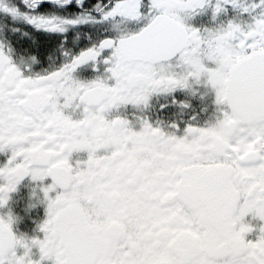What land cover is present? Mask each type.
<instances>
[{
    "label": "snow or ice",
    "instance_id": "1",
    "mask_svg": "<svg viewBox=\"0 0 264 264\" xmlns=\"http://www.w3.org/2000/svg\"><path fill=\"white\" fill-rule=\"evenodd\" d=\"M26 177L0 264H264V0H0V208Z\"/></svg>",
    "mask_w": 264,
    "mask_h": 264
},
{
    "label": "flooded vegetation",
    "instance_id": "2",
    "mask_svg": "<svg viewBox=\"0 0 264 264\" xmlns=\"http://www.w3.org/2000/svg\"><path fill=\"white\" fill-rule=\"evenodd\" d=\"M95 0H93V3ZM106 2V0H105ZM235 15L231 10L228 13V17H221L220 20H226L227 18H231ZM247 19V17H244ZM220 20H212L211 12H203L193 16L190 20L186 21L188 24L198 27H215L218 25ZM22 29V31H27L30 35L24 36L22 32H17L11 35L12 45L15 48L19 47V44H30L32 38L34 37L36 40L43 39V36L46 34H42L40 32L35 31L31 26L26 24L18 25ZM101 27H107V25H97L95 27L91 25H82L76 31L70 32L69 39L74 37L77 32H80L81 35V43H87L88 41L83 36V33L95 34L96 30ZM122 30H126L128 25L121 24ZM59 63V60H57ZM48 62L45 60L43 67H47ZM41 65H35L34 69L36 71L40 70ZM80 78L90 79L93 75L91 69H88L86 72L78 73ZM111 83V82H110ZM208 103V111L206 113H202V122L203 120H207L211 118L212 113L214 111V106L211 104V97H209ZM11 210L12 214L17 218L15 223L12 225V229L15 235L17 236H27L43 238V232L39 230V225L46 219V206L42 203L37 193V190L32 185L30 178L26 177L21 184L18 186V190L15 193L11 194V199L9 201V205L0 208V215H5ZM246 223H251L254 226V231L252 233L247 234V238L254 239L258 235L259 225L264 224V221H259L253 219L251 214L245 217ZM18 255H22L24 249L17 248L16 249ZM33 259H37L39 257L38 248H33ZM45 264H52L51 261H46Z\"/></svg>",
    "mask_w": 264,
    "mask_h": 264
}]
</instances>
